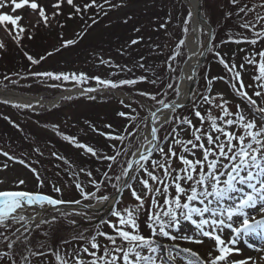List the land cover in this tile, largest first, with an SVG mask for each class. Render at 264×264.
I'll list each match as a JSON object with an SVG mask.
<instances>
[{
  "label": "snow or ice",
  "instance_id": "obj_1",
  "mask_svg": "<svg viewBox=\"0 0 264 264\" xmlns=\"http://www.w3.org/2000/svg\"><path fill=\"white\" fill-rule=\"evenodd\" d=\"M228 2L235 11L226 10L223 19L227 21L234 16L238 30L227 29L226 38L219 42H216L217 32L210 27L211 18L199 7V0L195 13L189 9L182 33L189 32L195 15L196 25L191 30L198 34L197 50L183 61L187 64L196 57L195 64L190 66L191 74H185L178 62L185 55L181 49L186 44L180 38L172 54L160 65L164 73L157 74L153 67L140 63L138 67L151 72L154 79L140 75L113 81L85 73L31 71V66L40 65L54 53L76 45L83 33L38 59L23 50L22 41L25 37L32 40L40 24L46 29H55L57 25L63 28L64 24L57 18L63 14L65 3L73 10L68 14L69 19L73 16L83 19L91 8L103 9L104 5L119 8L123 4H111L110 0H104L103 4L91 0L83 5L75 0H0V54L8 51L5 40L21 50L30 61V68L21 79L31 76L61 82L47 84L49 88H60L62 82L82 85L94 80L97 87L82 88L80 96L143 81L161 86L155 92L138 93L153 103L147 108L139 105L147 112L143 117L133 108L136 114L129 116L123 131L113 135L89 125L99 135L119 142L109 145L112 155L57 131L58 136L82 149L90 159L101 164L108 162L104 170L77 168L53 152L51 155L65 166L62 171L67 177L63 186H58L43 174L45 170L32 167L25 158L0 151V155L17 161L33 173L37 189L28 190L24 179L0 189V264H34V260L40 264H177L178 260L183 264H249V260L232 258L234 251H240L232 246L250 235L264 237V47H261L264 45V0L251 5L245 0ZM131 19L129 16L124 23ZM170 19L169 15L159 28L166 29ZM96 22L92 20V24ZM134 31L140 32V28ZM200 36H207V42L200 41ZM142 40L141 36L130 43L137 45ZM229 42L249 46L239 49L245 53L239 65L235 62L236 53L228 60L219 51ZM205 52L218 59L226 76L202 75L203 89H182L181 83L194 81L199 57ZM100 63L108 62L101 60ZM246 65L258 73L252 76L251 84H245L242 79V72L248 70ZM125 70L132 71L126 66L121 69ZM178 71L179 80L167 75ZM14 75L20 76V73ZM218 80L230 85L232 99L213 91ZM3 81L17 83L8 75ZM3 81H0V90H7L8 85ZM87 99L94 101L97 96L87 95ZM120 103L131 108L124 100ZM0 104L34 109L32 103H16L10 99H0ZM118 115L124 117L126 113L121 111ZM2 118L19 127L8 116ZM105 128L110 129L112 125L106 124ZM34 151L43 155L39 149ZM8 167L4 163L0 170ZM3 183L0 179V184ZM47 186L51 187V193L43 191ZM65 190L72 193L67 199ZM126 191L132 201L124 205ZM102 212L107 219L100 216ZM256 213L262 218H257ZM235 218H242L237 226H234ZM97 220L98 223H93ZM61 222L66 223L73 235L71 238L60 236V243L53 244ZM184 222L194 226L190 233L182 232ZM144 227L149 230L148 236L143 234ZM229 229L230 233L226 231ZM162 238L171 243H163ZM185 244L204 246L206 252H198ZM162 248L166 255L161 253Z\"/></svg>",
  "mask_w": 264,
  "mask_h": 264
},
{
  "label": "rangeland",
  "instance_id": "obj_2",
  "mask_svg": "<svg viewBox=\"0 0 264 264\" xmlns=\"http://www.w3.org/2000/svg\"><path fill=\"white\" fill-rule=\"evenodd\" d=\"M78 4L90 3L91 0H75ZM111 4H123V7L110 8L109 5H104L103 9L91 8L88 13L81 19L79 16H73L67 20L68 25L63 27V32L66 33V38L55 35L56 30H60L58 25L55 29H46L43 24H40L35 29V37L32 40L24 38L22 41L24 51L28 52L34 58H39L41 55H46L55 48L61 47L64 41L68 39H78L77 34L83 33L82 38L76 45L63 48L59 53H54L48 57L40 65L31 66V71H55L65 73H85L89 77L98 76L102 79H110L118 81L122 78H136L140 75L148 76L150 79L155 77L151 72H145L138 67V64L143 63L145 67H153L157 74L164 73V67H160L162 62L166 61L175 49V45L180 38L190 36V30L187 34L182 33L183 21L187 17L190 6L185 0H110ZM251 5L253 2L258 3L259 0H245ZM96 3L103 4L104 0H96ZM209 5L213 9L215 16L206 10L201 3V8L206 10V15L210 16V27L215 25L217 32L216 42L226 38V30L231 28L238 30V21L233 16L225 21L223 19L226 10L235 11L234 6L230 5L228 0H209ZM69 8L65 3L63 9ZM210 9V8H209ZM72 10L71 8L68 11ZM192 10V8H191ZM223 10V16L220 17L219 11ZM73 11V10H72ZM107 12V15L104 13ZM210 13V14H209ZM69 14V13H68ZM171 16L170 22L166 29H160L159 24ZM61 16V15H60ZM60 16L57 18L60 23ZM131 16L132 19L128 23L124 21ZM97 18H99L97 20ZM97 22L92 24V20ZM88 25H91L89 28ZM135 25L133 28L132 26ZM70 32H68L67 28ZM139 27L140 32H135L134 29ZM214 28V27H213ZM191 29V25H189ZM67 30V32H66ZM170 34V35H169ZM143 37V40L137 45H129L128 41ZM62 39H64L62 41ZM207 36H200V41L207 42ZM8 51L0 54V81L8 75L11 80H16V84H11L9 81H3L8 85L7 90L16 92L25 96L37 97V101L31 102L34 109H16L13 107L0 106V151H7L10 155L17 158H25L32 167L38 170L43 169L44 175L56 182L58 186H63L67 177L62 169L65 167L62 161L56 160L51 154L53 152L67 158L74 163L77 168L84 167L95 170L100 167L101 170L106 168L108 162L101 164L94 158H89L83 153L82 149H77L69 142L64 141L57 135V131L76 137L80 142L88 144L97 149H104L106 154H114L109 148L112 143L119 144L118 141H110L105 136H101L98 132L91 130L89 125H93L98 129L103 128L106 124H111V133L113 135L124 130L125 125L129 123V116L135 115L132 111L135 108L140 116L147 115L146 111H142L139 107L143 104L145 108L149 107L153 102L146 97H140V91L155 92L160 85H152L147 81L139 82L134 86H126L114 90H105L103 92L91 93L87 95H96V100L87 99V95L80 96L79 93L85 87H97L94 80H90L86 84L76 85L73 81L62 82L60 88H49L46 85L51 83H61L57 81L45 80V78L27 77L21 79L22 76L30 68V61L23 55L21 50L16 45L8 40ZM48 43L51 47L44 48L42 46ZM40 45V47H39ZM159 45L158 48L154 46ZM222 45L219 48L221 54L226 55L228 60H231L234 52L236 53L235 62L240 64L244 52L236 51L230 48V45ZM264 47V45H261ZM185 53L184 56L178 58V62L183 66L184 59L188 56L187 44L181 49ZM228 52V53H226ZM213 57H212V56ZM143 57V60H141ZM202 57V56H201ZM199 57V61L201 59ZM104 60L108 63H100ZM118 66V67H117ZM132 69L131 72L121 71L122 68ZM218 60L211 53L204 55L202 62L198 66L196 73V84L194 89H203L205 81L202 75L211 77L226 76V72ZM247 71L242 72V79L245 84H251L252 76L258 74L252 66L246 65ZM204 72L202 75L198 72ZM20 73V76L14 75ZM169 76H174L175 80H179V71L176 74L167 73ZM41 81V82H38ZM166 83L168 81H165ZM30 85V87H29ZM18 88L19 90H16ZM2 89V85H0ZM40 89V90H38ZM38 90L39 92H33ZM28 93H24V92ZM214 92H221L225 98L232 99L230 85L222 80L214 82ZM65 96H72L73 99H62ZM124 100L125 104H130L131 108H126L120 103ZM39 101V103H37ZM40 105H43L42 107ZM56 105V106H53ZM73 107H75L73 109ZM27 111H33L41 114L40 124L37 119L28 116ZM125 112L124 117H118L119 112ZM8 116L19 127H13L8 121L2 117ZM118 118V119H117ZM58 126L54 129L52 126ZM104 129V128H103ZM105 132V131H104ZM101 137V139H100ZM34 149H39L43 155H39ZM39 161V163H36ZM7 163L9 167L6 170H0V179L5 183L0 184V189L7 188L18 179L26 181V188L30 191H36V180L33 173L25 166L17 161H9L7 157L0 155V166ZM59 165V167H57ZM60 173V175H57ZM46 193H51V187L47 186L43 189ZM66 191L65 199L72 193ZM124 205L132 201L130 194L126 191L123 195ZM250 213L252 210H248ZM257 218H262L261 214L256 213ZM100 216L107 219L105 213H100ZM242 218H235L238 225ZM81 223H84L81 221ZM93 223H98L93 221ZM194 226L190 222H184L182 225L183 233H190ZM59 234H55L52 239L53 244H59L60 236L71 238L72 230L66 226L65 222L60 224ZM107 230V229H105ZM230 233V229L226 230ZM143 234L149 235V230L144 227ZM43 239V237H41ZM58 239V240H57ZM163 243H171L166 238H162ZM207 242V238H206ZM183 244V242H180ZM251 244L252 247L248 245ZM193 248L194 250L205 253L206 248L201 245H184ZM240 249L239 252L234 251L232 258L234 260L246 259L249 264H264V237L259 235H250L247 238L240 239L237 245L232 246ZM161 253L165 254L164 249ZM186 255V254H185ZM34 264H40L39 260H34ZM177 264H183V261L178 260Z\"/></svg>",
  "mask_w": 264,
  "mask_h": 264
},
{
  "label": "bare ground",
  "instance_id": "obj_3",
  "mask_svg": "<svg viewBox=\"0 0 264 264\" xmlns=\"http://www.w3.org/2000/svg\"><path fill=\"white\" fill-rule=\"evenodd\" d=\"M185 1H187V4L190 6V8H192L193 13H195L196 12L195 8H196L197 0H185ZM190 25H191V29L193 27H195V25H196V17H195V15L192 17V21H191ZM191 29H190V36H188L186 38L188 55H190L191 52H194L197 49V43L195 42V38H196V36L198 34L194 33ZM195 62H196V57H193L191 60L188 61L187 64H183L182 67L184 68V73L185 74H191L190 73V66L192 64H195ZM191 83L192 82L184 81L183 83H181V88L182 89H184L185 87L188 88L189 85H191ZM0 99H10V100H12L13 102H16V103H31V102L37 101V97L36 96L35 97L25 96V95H21V94L16 93V92H9V91H0Z\"/></svg>",
  "mask_w": 264,
  "mask_h": 264
},
{
  "label": "trees",
  "instance_id": "obj_4",
  "mask_svg": "<svg viewBox=\"0 0 264 264\" xmlns=\"http://www.w3.org/2000/svg\"><path fill=\"white\" fill-rule=\"evenodd\" d=\"M210 3H209V0H202V5H204L205 6V8H206V10H209V12L211 13V14H213L214 16H215V13L212 11L213 9L211 8V6L209 5ZM210 8V9H209ZM68 9L69 8H65V9H63V14L60 16V18H61V21L63 22L62 24H64V26H67L68 25V22H67V20H69L68 19V13H70V12H72V10H70V11H68ZM88 13V12H87ZM86 13V14H87ZM209 13V14H210ZM86 14H84V16L86 15ZM219 15H220V17H222L223 16V10H220L219 11ZM99 18H97V20H98ZM96 20V21H97ZM135 25H133L132 26V28L134 27ZM213 27H214V30H215V25H213ZM63 30V28L62 29H60V30H56L55 31V35H57L58 37L59 36H61L62 35V37H64V38H66V33L65 32H63L62 31ZM67 30H68V32H70V27H69V29L67 28ZM67 30H66V32H67ZM64 39H62V41H63ZM131 40H129L128 41V44L129 45H131ZM42 44V46L44 47V48H49V47H51L50 45H49V43H48V47H47V45H44L43 43H41ZM225 46H224V48H226V46L227 45H230V48H232V51L233 50H236V51H239V49L240 48H242V47H249L248 45H246V44H244V43H241L240 45H237V44H235V43H233V42H229V43H226V44H224ZM39 47H40V45H39ZM226 53H228V52H226ZM234 53H237V52H234ZM233 54V53H232ZM212 56V55H211ZM213 57V56H212ZM218 59H216L215 58V61H217ZM219 62V61H218ZM221 68V67H220ZM223 68V67H222ZM221 68V69H222ZM200 73V75H202L204 72H198V74ZM123 87H125V86H123ZM16 90H19L18 88H15ZM38 90H40V89H38ZM38 90H35V91H33V92H39ZM20 91V90H19ZM21 92H24V91H21ZM24 93H28V92H24ZM0 106H4V107H11V105H4V104H0ZM75 107H73V109H74ZM28 116H31V117H33V118H35V119H37V121L40 123V124H43V122L42 121H40V118H41V114H37V113H35V112H33V111H27V113H26ZM40 117V118H39ZM118 117H120L119 115H118ZM118 119V118H117ZM104 128V129H103ZM103 128H101L100 130H102V131H105V132H107V131H109V132H113V131H111L109 128H105V126L103 127ZM100 139H101V137H100ZM58 240V239H57ZM59 242H60V238H59Z\"/></svg>",
  "mask_w": 264,
  "mask_h": 264
},
{
  "label": "water",
  "instance_id": "obj_5",
  "mask_svg": "<svg viewBox=\"0 0 264 264\" xmlns=\"http://www.w3.org/2000/svg\"><path fill=\"white\" fill-rule=\"evenodd\" d=\"M199 7H201V0H199ZM195 10L197 11L198 10V0H197V3H196V8ZM197 50V49H196ZM206 54V52H205ZM204 56L201 57L200 61H199V64L202 62ZM196 84V76H195V79H194V82L192 81L191 85H189L188 89L191 90V89H194V86ZM61 207H64V206H61Z\"/></svg>",
  "mask_w": 264,
  "mask_h": 264
}]
</instances>
